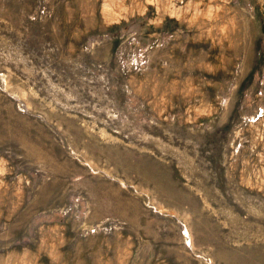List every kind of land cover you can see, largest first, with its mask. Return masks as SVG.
<instances>
[{
    "label": "rangeland",
    "instance_id": "rangeland-1",
    "mask_svg": "<svg viewBox=\"0 0 264 264\" xmlns=\"http://www.w3.org/2000/svg\"><path fill=\"white\" fill-rule=\"evenodd\" d=\"M0 264H264V0H0Z\"/></svg>",
    "mask_w": 264,
    "mask_h": 264
}]
</instances>
